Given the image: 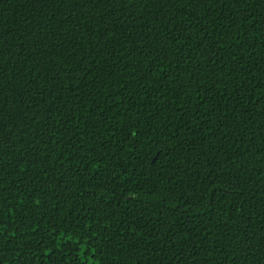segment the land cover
<instances>
[{"label": "trees", "instance_id": "1", "mask_svg": "<svg viewBox=\"0 0 264 264\" xmlns=\"http://www.w3.org/2000/svg\"><path fill=\"white\" fill-rule=\"evenodd\" d=\"M0 264H264V0H0Z\"/></svg>", "mask_w": 264, "mask_h": 264}]
</instances>
